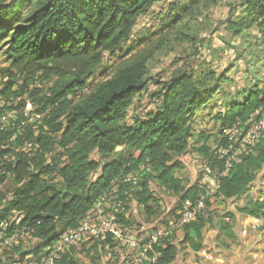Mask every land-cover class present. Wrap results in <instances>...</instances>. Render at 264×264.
I'll return each mask as SVG.
<instances>
[{
  "label": "trees",
  "instance_id": "obj_1",
  "mask_svg": "<svg viewBox=\"0 0 264 264\" xmlns=\"http://www.w3.org/2000/svg\"><path fill=\"white\" fill-rule=\"evenodd\" d=\"M158 1L0 0V44L8 62L0 67V100L16 104L8 110H18L15 122L0 124V223L7 222L6 234L25 229L37 240L32 250L14 245L8 261L12 254L17 255L13 263L29 255L39 257L61 232L76 228L96 200L113 187L122 202L116 221L127 228L133 223L128 214L132 202L147 216L156 212L158 200L152 185L167 189L181 205L194 204L201 194L198 183L187 184L176 174L181 169L176 157L189 151L200 155L214 172L224 170V158L216 150L225 140H217L211 150L210 136L203 131L195 134L192 123L198 110L211 107L221 83L226 82L225 74L208 72L196 78L189 70L166 80L151 79L147 64L152 54L134 51L162 30L170 31L205 0H188L158 31L125 46L138 18ZM241 5L252 19H228L235 35L256 21L264 23L259 0H242ZM116 53L123 59L111 74L91 85L89 79L104 56ZM37 80L52 84L45 91L30 87ZM149 82L158 85L149 96L154 108L140 116L137 103ZM85 89L79 98H71ZM27 104L42 117L40 124L23 116ZM263 106L264 80L224 102L214 116L220 134L224 127L246 123ZM258 174L264 179V136L218 175V187L206 200L207 207L239 199ZM8 180L14 184L10 192L2 188ZM236 212L261 218L264 194L246 199ZM232 221V212L218 218V243L220 235L234 237ZM207 226H212L210 215L185 224L179 243L194 251L201 249ZM175 238L173 232L158 239L141 264H179L181 248ZM90 243L70 247L55 264H86L81 256L96 263L106 253L104 242ZM108 243L111 255L118 256L114 242L108 239Z\"/></svg>",
  "mask_w": 264,
  "mask_h": 264
},
{
  "label": "rangeland",
  "instance_id": "obj_2",
  "mask_svg": "<svg viewBox=\"0 0 264 264\" xmlns=\"http://www.w3.org/2000/svg\"><path fill=\"white\" fill-rule=\"evenodd\" d=\"M186 2L188 0H159L153 4L145 14L138 18L131 40L125 46H128L134 39H141L151 32L158 31L166 24L169 16L178 13L180 6ZM235 7L236 5L228 7L226 0H205L194 11L183 15L180 22L176 23L170 31L169 29L162 30L160 34L157 33L152 39L141 43L134 50L143 49L152 54L147 64L148 76L151 79L166 80L180 71L188 72L189 70L194 73L196 78L202 77L208 72H214L215 75L225 74L226 82L221 83L220 91L214 97L216 100L212 101L210 108L203 109L204 115L202 117H198L200 116L198 115L200 110H198L192 123L195 134L203 131L207 136H210L207 145L211 150L217 146V140L221 138L219 123L214 116L223 109L224 102L235 98L240 91L250 89L255 84L261 85L264 80V31H260L255 37L251 35L252 32L260 28L261 24H258L256 21L249 29L235 35L231 28H229L227 21L228 19H232L231 13ZM245 33L248 34L245 35ZM122 59L118 57V53L105 55L101 65L89 79L91 85L95 84L102 77L111 74L115 65ZM7 65L8 62L4 54V48L0 44V67ZM51 84L52 81L50 80L43 82L42 80H37L30 87L41 88L45 91ZM91 85H89V88ZM157 86V84L149 82L147 90L140 96V101L137 103V112L140 113V116H143L146 111L153 110L154 105L149 96L150 92L156 90ZM86 90L78 92L71 98H79ZM17 101L18 99L14 103H17ZM10 106L15 107L16 104H13L11 101L5 102L0 100L1 116H5L4 120L0 119V124L8 125L16 121L18 110H8L7 108ZM35 110L36 108L31 104H27L22 113L28 122L40 124L42 117L37 115ZM131 112L130 110L129 116L132 114ZM258 117L259 114L256 113L250 118L256 120ZM192 144L196 145L195 140H193ZM176 158L181 163V169L176 173L177 176L183 178L187 184L198 183L205 164L201 156L196 152L189 151ZM13 187L14 184L8 180L2 188L10 192ZM151 188L155 198L158 200L157 208H154L156 212L151 216H147L146 212L133 202L130 204V211L128 212L129 218L133 222L132 226L129 227L130 233L143 240L146 239V235L157 228L166 226L170 220L177 219L186 207L185 203L181 205L178 197L167 189L155 185H152ZM259 193L264 194V179H262L261 174H258L247 193L241 198L228 200L222 204L216 202L210 203L205 216L210 215L213 220V218H219L227 212L238 215L236 206L243 204L246 199L252 196L255 197ZM238 216L239 221L236 218L232 221L234 237L230 238L220 235L218 239L222 242L221 245L223 247L233 249L238 245L237 230L239 231L240 229L236 223L242 227L245 225L246 228L250 226L245 222L246 220L243 215L239 214ZM263 217L251 224L254 230H258L260 227L264 229ZM135 221L137 226L134 224ZM215 225L218 228L217 221H215ZM210 227L212 226H207L206 229ZM181 229L182 227L175 231V242L181 248L180 254L185 255V248L188 246L185 243H179L183 238ZM204 229L203 234L206 232ZM217 234L218 232L216 236ZM216 236L214 240H216ZM36 243L37 241L28 234H23L18 240V244H20L23 250H32ZM85 243L89 244L90 242ZM13 246L0 247V256L4 262L3 264H14L13 260H17V255L12 254V261H8V256L12 253ZM119 246H117L118 256L108 255L111 254V251H104L106 253L102 254L101 259L96 263H89L87 258L83 256H81V260L86 264H119L120 259L117 260L114 257L119 258L125 254V250ZM38 258L29 255L23 262L26 261V264H31L33 261H37ZM179 258L180 255H178ZM23 262H20V264Z\"/></svg>",
  "mask_w": 264,
  "mask_h": 264
},
{
  "label": "built area",
  "instance_id": "obj_3",
  "mask_svg": "<svg viewBox=\"0 0 264 264\" xmlns=\"http://www.w3.org/2000/svg\"><path fill=\"white\" fill-rule=\"evenodd\" d=\"M256 113L259 114L256 120L249 118L244 124L235 123L222 129L221 139L225 140V144L219 145L216 153L224 158V170L217 173L206 163L204 164L202 176L198 182L201 194L194 204L189 201L185 202L186 207L177 219L170 220L166 226L157 228L146 235L145 240L137 238L130 233L129 228L116 221V214L120 212L122 202L118 197L117 188L113 187L96 200L93 208L80 220L76 228L61 232L56 241L41 253L37 261L31 264H55V261L67 249L85 242H104L103 248L110 252L108 239L114 242V247L118 248L117 246L120 245L119 247L125 250L122 257L116 258L120 259L119 264H141L146 259V253L158 239L169 236L197 217L206 215L208 209L206 200L211 199L218 187V175L225 173L234 162L240 160L243 154L250 152L256 141L264 136V106L254 114ZM4 117L0 119L4 120ZM16 221L18 222L19 218ZM6 226L7 222L0 223V247L16 245L19 237L29 234L25 229L6 234ZM14 264H20V262ZM22 264H26V261Z\"/></svg>",
  "mask_w": 264,
  "mask_h": 264
},
{
  "label": "crops",
  "instance_id": "obj_4",
  "mask_svg": "<svg viewBox=\"0 0 264 264\" xmlns=\"http://www.w3.org/2000/svg\"><path fill=\"white\" fill-rule=\"evenodd\" d=\"M203 109L198 112V115H200L198 117L204 115ZM238 215L234 213L236 220H238ZM244 218L246 220L245 222L250 226L246 228L245 225L242 227L236 223L240 230H237L239 243L235 248L223 247L214 240L218 232V228L215 225V221L218 218H213L212 227L204 229L206 232L203 234L202 248L194 251L187 245L185 255L179 254L180 258L177 259V262L179 264H264L263 229L260 227L258 230H254V227H251V224L259 220V218L249 216H244Z\"/></svg>",
  "mask_w": 264,
  "mask_h": 264
},
{
  "label": "clouds",
  "instance_id": "obj_5",
  "mask_svg": "<svg viewBox=\"0 0 264 264\" xmlns=\"http://www.w3.org/2000/svg\"><path fill=\"white\" fill-rule=\"evenodd\" d=\"M228 7H232V5H236L235 9L231 13L233 21L236 22H248L252 19L251 16L247 15V10L244 7H241V0H226ZM261 6H264V0H259ZM264 11V8L261 9ZM259 24L260 22L257 21ZM260 31H264V24L260 25V28L256 31L252 32L251 35L255 37L258 35ZM248 33H245L247 35Z\"/></svg>",
  "mask_w": 264,
  "mask_h": 264
}]
</instances>
